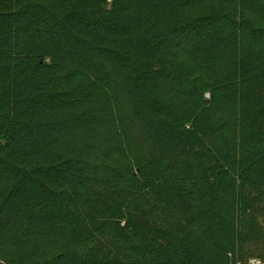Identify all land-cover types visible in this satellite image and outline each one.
Wrapping results in <instances>:
<instances>
[{"label": "trees", "instance_id": "1", "mask_svg": "<svg viewBox=\"0 0 264 264\" xmlns=\"http://www.w3.org/2000/svg\"><path fill=\"white\" fill-rule=\"evenodd\" d=\"M263 192L264 0H0V264H264Z\"/></svg>", "mask_w": 264, "mask_h": 264}, {"label": "rangeland", "instance_id": "2", "mask_svg": "<svg viewBox=\"0 0 264 264\" xmlns=\"http://www.w3.org/2000/svg\"><path fill=\"white\" fill-rule=\"evenodd\" d=\"M140 130L142 132L141 127ZM138 132H139V127H138ZM255 198L257 200V204L255 205L257 217L259 219L260 224L264 227V192L260 194H255ZM248 264H262V262L260 260L252 258L248 261Z\"/></svg>", "mask_w": 264, "mask_h": 264}]
</instances>
